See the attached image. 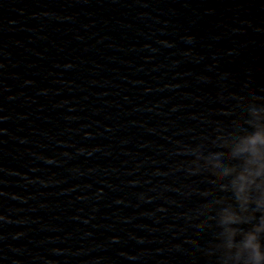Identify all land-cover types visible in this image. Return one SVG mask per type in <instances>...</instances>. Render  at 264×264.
<instances>
[{"label": "water", "instance_id": "water-1", "mask_svg": "<svg viewBox=\"0 0 264 264\" xmlns=\"http://www.w3.org/2000/svg\"><path fill=\"white\" fill-rule=\"evenodd\" d=\"M262 129L264 0H0V264H238Z\"/></svg>", "mask_w": 264, "mask_h": 264}, {"label": "clouds", "instance_id": "clouds-1", "mask_svg": "<svg viewBox=\"0 0 264 264\" xmlns=\"http://www.w3.org/2000/svg\"><path fill=\"white\" fill-rule=\"evenodd\" d=\"M252 123V122H249ZM258 129L259 124L254 125ZM235 144V147L231 149L229 153H225L224 150L209 152L210 158L218 161L215 164L216 171H209L212 176L215 177L213 183L216 184L219 178L232 177L231 185L235 199L238 202H242L243 206L253 207L256 215L249 217H239L230 212L229 209H224L225 215L221 217V224H253L252 229H245L238 227L235 229L228 228V247H236L239 249V253L235 257L238 264H240L241 257L244 253H247V258L243 260V264H261L264 261V252L261 251V243L259 240V234L264 233V129L257 130L255 133L246 135L239 138V143H236V139L231 141ZM221 149H224L226 145H218ZM191 152L195 159L191 161L190 171L199 173L197 161L201 159L200 146L197 149L188 150ZM242 156H248L249 159L245 160L243 169L236 170L233 164L237 158ZM260 182H257V181ZM255 191L257 196H253ZM257 212L260 213L257 216ZM258 221V223H253ZM242 235L243 240L239 243H235V237Z\"/></svg>", "mask_w": 264, "mask_h": 264}]
</instances>
